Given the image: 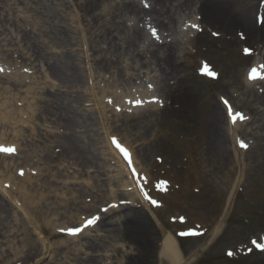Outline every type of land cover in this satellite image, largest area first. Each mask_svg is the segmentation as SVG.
Wrapping results in <instances>:
<instances>
[{"label": "rangeland", "instance_id": "obj_1", "mask_svg": "<svg viewBox=\"0 0 264 264\" xmlns=\"http://www.w3.org/2000/svg\"><path fill=\"white\" fill-rule=\"evenodd\" d=\"M65 1L64 7L62 0H51V2L49 0L52 6L56 8V16L53 18L56 22L54 24L56 32L61 39V46L58 49L56 46L53 47L51 42L46 41V30L50 22L43 15H38L33 11L36 2L32 0H0V24L4 26L0 37L3 39L2 37L5 38L7 35L2 34L3 32L9 34L8 41L6 39V41H0L2 47L0 48V63L11 68L8 69L11 73L6 76L0 74V104L8 99L11 105L15 104L16 108H23L26 111L23 116L18 112L16 117L19 119L22 117V119L29 121L28 125L17 123L19 127H22V135L13 129V126H15L13 125L14 120H11L13 122L11 126L7 121L0 122V137L18 140V142H15L5 139L3 143L12 145L14 151L11 153L0 152V214L4 216L3 221L0 222V264H126V262L128 264H159L158 246L163 239V230L178 235V233L183 234L187 228L202 230L200 236L187 238L181 235L179 238L184 255L187 258L194 256L196 253L198 254V258L191 264H264V248L256 246V244H264V163L263 169L259 170L257 167L258 152L252 150L249 154L246 148H242L239 143L240 140H243L247 145L250 142L253 144L264 135V76L256 79L251 84L246 83L249 69L253 64L249 62L242 64L238 61L239 56L243 55L241 46L250 45L255 47V45L251 44L248 39H227L215 37L210 33L198 35L196 36L198 42L197 40L194 41L189 36L193 33L183 31L182 27H186L189 22L200 24V28H203V26L199 22L198 15L192 12L189 13V10L188 12L183 11L181 16L177 17L180 23L178 29H172L173 32H169L167 39H164L168 42L172 40L170 44H174L178 48L177 51L181 59L177 54L176 59L174 58L172 61L174 63L177 60L179 61L177 65L178 67L181 65L183 69V72H181L183 78L178 83L177 79L170 76L167 81L163 80L159 83L153 76L155 73L159 75V72H156L157 69L154 67L152 60L150 61L153 64L151 63L150 67L147 66L149 72H152L150 75L144 73L147 68L138 70L139 66L136 67V70L135 68L131 69L128 75H125L122 71L128 67V62L134 61V54L139 53L140 49L142 55L152 57L156 41L159 39L152 35L150 26L157 29L159 38L161 36L160 32L164 30L158 23L153 21L151 16H147L145 21H140V16L130 13V9L123 10L126 1H131L134 4L143 5L141 7L146 9V12L141 14L142 16L149 15L151 9L149 0H103L95 6L96 13L101 17L100 22L110 16L113 17L116 24L119 23L118 33L120 38L116 39V46H114V42L112 44L109 42L102 43L104 39L100 30H97L98 26L93 24L95 22L91 16L92 13L88 14V11L86 12L82 7L85 0ZM102 7L106 8L107 16L105 14L99 15ZM253 15L256 21V15L254 13ZM5 17H13L12 22L25 24L24 29L33 35L35 33L40 34V38L37 34L36 38L39 40L38 42H41L42 49L47 51V54L60 51L63 47L71 50V53L75 49L74 53L77 54V61L81 66L79 69H81L83 75V82L74 83L71 87L62 85L58 89L59 81L51 78L45 67L42 68L45 63H41V66L37 65L36 67L35 64L40 61L33 60L30 54L26 53L28 48L25 50L24 41L21 42L17 35L11 36L12 34L8 30L11 26L5 22ZM26 20L27 23H25ZM33 22L37 23L36 27H33ZM13 25L15 24L13 23ZM135 30L140 34L138 40L137 38L135 40L131 39V34L135 33ZM164 33L167 36V31ZM16 34H18V31ZM66 39L68 42H66ZM95 41H97L96 48L99 51L96 50L94 53L92 49H89V46L95 44ZM123 43L124 47L120 48ZM9 48L16 50L12 56L6 53ZM137 48L138 51L135 50ZM256 53H259L256 54L258 57L257 65L259 64L264 69V50L263 52L256 51ZM121 55L124 58L120 61V64H115L118 68L106 66L107 62L105 60H116ZM201 61H207L218 72L217 79H208L198 73ZM25 69L28 71H25ZM76 69H78V66H76ZM136 74H139V76ZM20 75L21 78H24L21 84L13 79V77ZM168 83L172 87L170 91L168 90ZM45 84L48 86L46 94L53 93L50 89L55 86L54 89L61 93L63 98L68 97L70 91H72L70 93L79 97L86 96L87 101L80 100V102L83 101L82 104L74 102L71 104L72 111L79 114L78 127L71 129V131L80 136L84 153L79 150L78 153H75V156L67 150L64 153L62 147L51 146L49 140L46 139V130L66 133L67 128L62 130L61 127L58 128L53 123V120H44V116L43 118L40 116L42 106L40 100L42 96H45L43 88ZM149 85H152V87H149ZM8 87L12 90L6 94L3 93L4 90H10ZM30 87H34V90L29 93ZM16 93L21 98L17 102L14 101V94ZM187 94L188 109L190 111L188 114L190 119L187 118V121L189 122L205 120L206 112L211 105L220 106L229 115L226 109H223L222 97L229 101L234 110H241L245 114L244 118H249L252 121L249 125L245 124L244 120L238 122L237 127L242 128L246 134L249 133L248 135L243 134L244 136H242L235 132L228 135L226 145H228V139L232 144L235 141L237 152L233 151L232 153L230 148L229 153L233 155L229 159L231 161L233 159V161L223 170L219 169L218 166L217 170H213V164L209 158L198 152L200 145L203 143L201 138H197V133L194 130L196 127L191 126L189 128L185 124L179 123L175 125L178 129L190 130L183 133L185 135L183 144L187 150L178 153V155L169 154L168 162L165 161L166 149L161 147V141H156V137L166 138L168 134L173 133L172 120L169 119L172 103L175 97H185ZM153 97L158 98L162 103L158 102L157 106H154L153 102H147ZM137 100L144 103L139 106L130 103V101ZM140 110L144 116L142 119L133 116ZM3 111L0 110V116ZM44 114L46 113H42V115ZM127 116H132L129 121ZM37 117H39L38 120ZM88 120L93 123L94 127L90 126L88 129ZM168 122L171 125L170 127L166 125ZM33 126L38 127V133L35 132L32 135L33 137H29L28 135H31ZM234 127H236V124ZM91 128L93 129L90 131ZM100 129V135L106 142L107 149L108 142L107 137L104 136L105 131H109V135L119 136L122 140L125 139L134 143L140 157L147 161L144 160L146 162L144 167L147 171L160 182H166L163 190L164 197L159 200L160 203L165 205L163 211L159 210L161 208L157 206L146 207L139 198L132 202L133 205L131 206H134L136 210L146 211L149 219L148 225L144 229L147 233L149 231L148 244L146 246L142 245V247L139 246V255L136 254L138 251L135 250V247L139 245L140 241L129 233L127 228L125 229L128 223L124 225H121V223L110 224L108 219L100 224L99 230L88 231L79 240L68 243L71 247L81 243L87 245L91 238L99 235L102 238L98 241L100 245L97 247H93V249L83 248L80 253H75L74 251L69 252L65 248L66 246L61 248L57 245V243H61V239L69 240L74 236L69 234L66 230L67 227L81 226L82 222L78 218L83 211V208H80L81 204L90 206L99 201L98 207L100 209L98 212L100 213L102 206L109 207V201L112 202L111 197L101 202L103 195L111 192L109 186H105L102 191L92 189L91 181L96 184L100 181H96L95 172L86 164L87 161H84V156L92 157L93 153L87 145L89 147L90 144L93 146L94 144L98 145L95 133L98 130L100 132ZM79 130L82 133H79ZM85 139L88 141L87 149H85ZM152 141L154 144L157 143L158 146H151ZM46 144L50 145V152L57 157L50 164L42 159ZM35 148L39 150L37 157H34L33 160L25 157L31 155ZM106 148L104 147L105 150ZM234 155L241 158V164L234 161ZM189 156H194V161L190 158L191 163L188 160ZM10 157H13V159ZM157 157H160V159H157ZM183 158L186 159L183 160ZM14 160H16V164L12 162ZM192 162L196 163L198 167L197 163H202L199 167L200 170H204L205 174H208L209 179L213 180L218 191L220 190L219 192L223 191L225 193V186L228 187L227 191L235 192L231 211L225 220L222 217L223 200L208 203L201 200L205 196V190L200 192L202 186H198L199 184H195L193 181L194 174L189 168L193 167ZM171 164H178V167H172ZM115 167V165L112 166V168ZM170 170H186L187 176L192 181L190 190L181 192L180 195H183L181 199L177 198L174 193V186L180 191L183 190L178 186L181 183L173 179L174 173L172 174ZM58 172L63 174V178L59 180L54 176ZM210 174H212L211 177ZM66 175L71 178L68 179ZM125 175L130 181V175L126 172ZM106 177L105 174L102 176V178ZM61 180H66V183H62ZM22 184L29 185L26 193L20 190ZM51 185H58L59 190L51 188ZM66 186L71 190H67ZM32 189L33 191H31ZM35 189L40 190L39 194L43 191V195H38V197L46 195L44 196V207L47 209L41 212L35 208L36 211L40 212L39 223L33 220L34 215L31 216L29 213V207L25 201V198L30 197L29 191L35 192ZM73 190V195H70V193L67 195L69 191ZM132 190L134 191V189ZM80 191L84 193V196L89 194L88 197L79 198ZM199 194L200 197L197 196ZM68 196H73L71 199L74 202L73 208L57 217L55 211L58 210V213L64 212V209H59V206L55 205V201H65L67 198L69 199ZM117 201L122 203L121 207L129 206V200L123 195ZM177 201H182L184 205L179 211L181 218L174 211V205ZM170 206L172 207L170 208ZM98 212L90 211L87 214H82L81 220H85ZM70 213H74L78 218L76 222L61 225L63 221H69L67 216ZM106 213L107 211L103 214ZM7 216L10 217V221H8ZM56 218L57 220H55ZM101 220L99 219V222ZM60 225L66 227L61 228ZM24 228L28 231H24ZM40 228L44 229L47 247L43 245L42 236L40 237L38 231H36ZM109 230H115V234L110 233ZM14 231H17V233ZM103 235L105 236L103 237ZM252 240H256V244H253ZM33 243L36 244L35 247H30L17 257L16 251L21 250L23 244L31 245ZM91 245L93 246V244ZM230 252L231 255H229ZM130 256H134V258Z\"/></svg>", "mask_w": 264, "mask_h": 264}, {"label": "bare ground", "instance_id": "obj_2", "mask_svg": "<svg viewBox=\"0 0 264 264\" xmlns=\"http://www.w3.org/2000/svg\"><path fill=\"white\" fill-rule=\"evenodd\" d=\"M32 1L36 2V6H34L33 11L36 12V14L38 15H43L50 22L46 30V35H45L46 41L51 42L53 47L56 46V48L59 49V47L61 46V42H60L61 39L59 38V35L56 32V28L54 25L56 22L53 18L56 16V12H55L56 8L52 6V4L50 3L51 0L50 2L49 0H32ZM100 1H103V0H85L82 7L84 8L86 12L88 11V14L92 13L91 16L93 17L94 22H95L93 24L94 26L97 25L98 26L97 30H100V32L102 33L101 36H103V39H104L103 40L104 42L102 43L109 42L112 44V42H114V46H116V43H117L116 39L120 38L119 37L120 35L118 33L120 25L119 23L116 24L113 17H110V16H108V18H105L102 20V22H100L101 17L98 16V14L96 13V9H94L95 6H97ZM149 1L152 4L149 15L142 16L141 14L145 13L146 9L141 7V5L134 4L131 1H126L125 9L123 6V10L130 9L129 11L130 13L140 16L139 18L140 21H145L147 16H151L153 21L155 23H158L164 29L163 32L162 31L160 32L161 35H163V37L166 36L164 33L165 31H167V36H168L169 32H173L172 29L178 28L177 27V23H178L177 17H180L183 11L188 12L189 10V13L192 12L193 14H196L199 16L201 22L204 25L202 32H209L211 34L218 33L217 36H223L225 38H230V39H237V37H243V38H246V40L248 39L251 43H253L257 50L261 49L262 52L264 50V21L261 24H259V22L255 21L253 17L254 12H257V11L261 13L264 12V0H149ZM65 2H66L65 0H62V4H64V7H65ZM100 11H101V14H99L100 16L104 14L106 16L108 15L105 7H102ZM12 18L13 17L11 18L5 17V22H7L9 26H11L10 27L11 29L10 28L8 29L10 33L12 34L11 36L17 35V38L20 39L21 42L24 41V44L26 46L25 50L28 48L26 53L27 54L29 53L30 56L33 58V60L36 59L37 61H40L38 64H35L36 67L37 65H40L41 63L42 64L45 63V65H42V68L45 67V70L47 71V73L50 74L51 78L55 79L56 81L57 80L59 81L58 89H60L59 86H62V85L71 87L74 83L79 84L83 82V75H82L81 69H79V67L81 66H79V63L77 61V57H76L77 54L74 53L75 49L71 53V50L64 49V47L62 46L63 49L61 48L60 51H55L53 53L50 52V54H47V51H43L41 42H38L39 40L36 38L37 33H35V35L31 34L29 31L24 29L23 26H25V24L22 25V23H18L16 21L12 22ZM13 23L16 26L13 25ZM25 23H27V20L25 21ZM36 26H37V23L33 22V27H36ZM3 27H4L3 24H0V33L2 30H4L2 29ZM189 30H191L190 32H193L194 28L191 26ZM17 31H18V34H16ZM2 34H7V35L5 36V38L2 37L3 39H1L0 37V41H6V40L8 41L9 34L5 32H3ZM37 35H39V38H40V34H37ZM139 36H140L139 32L137 31L135 33L133 32V34H131V37H132L131 39L135 40L137 38L138 40ZM197 38L194 39V41L197 40L198 42ZM66 42H68L67 39H66ZM170 43H172V40L171 42L164 41V43L157 42L155 44V48L153 49L151 58L145 55H142V52L140 49L139 53L134 54L135 55L134 61L128 62L127 63L128 67L122 70L123 73L125 75H128V72L131 71V69L135 68L136 70V67L139 66L138 70L147 68V71L146 72L144 71V73H147L148 75H150L152 74V72H149V69L147 66L150 67V64L153 62L154 64L153 63L152 64L157 69L156 72H159V75L155 73V75L153 76L159 81V83L160 81H163V80L167 81L170 76L177 79L178 83H180V79L183 78V75H181V72H183V69L181 65H179L178 67L177 65L179 64L178 60L176 61V63L172 61V59L174 58L176 59V55L178 54V51H177L178 48L175 47L174 44H170ZM96 46H97V41H95V44L93 43L92 46H89V49H92L93 52L95 53L96 50L99 51V49H97ZM122 47H124V43L120 45V48ZM0 48L2 47L0 46ZM10 48L9 50H11L12 52L8 50L6 51V53L7 55L12 56L13 52H16V50L14 48L13 49H10ZM135 50L138 51V48ZM178 57L179 59H181L179 54H178ZM254 57H255V60H254ZM123 58L124 57H122L121 55L116 60L115 59H112V61L105 60L107 62L106 66H108L109 68H112V67L118 68L115 64L117 63L120 64V61ZM150 60H152V62ZM253 60L254 62L256 61V54L254 53L253 55L251 54L249 56H245V55L239 56L238 61H240L243 64L246 62L250 63ZM76 66H78V69H76ZM136 75L139 76V74H136ZM13 79H16L17 80L16 82H19V84H21V82L24 80V78H21V77H18V78L13 77ZM246 80H247L246 83L248 84L255 82L251 80L249 77ZM168 85H169L168 90L169 91L172 90L170 83H168ZM47 87L48 86L46 84L43 86L45 90V92L43 91L45 96H42L40 100L42 104L41 110H40V116L42 118L44 116V120H48V119L53 120V123H55L58 128L61 127L62 130H64V128H67V132L60 133L56 131L46 130V134H45L46 139L49 140V142L51 143V146L56 145V147H59V146L62 147L64 153L66 152V150L69 151L71 155L73 154V156H75L76 155L75 153H78L79 151L84 153L85 152L84 146L80 141V136L72 133L71 131V129L78 127V118H79V114L72 111L71 104L72 102L82 104L83 101L85 100L87 101L86 96L79 97L76 94L70 93L72 92L70 91L68 94V97L63 98L62 94L59 93L56 89H54L55 86H53L52 89H50V91H52L53 93L46 94ZM8 89H10V87H8ZM11 90L12 89L8 91L4 90L3 93L6 94L10 92ZM32 90H34V87H30L28 92L29 93L33 92ZM17 95L18 93L14 94L15 102H17L18 100H21V98L18 97ZM186 96L185 97L184 96L175 97L172 103L173 106H171V112H170L169 119L172 120L171 124H172V128L174 129L173 133L168 134L166 138L156 137V141L160 140L161 147L166 149L167 156H166L165 161L168 162L169 154L178 155V153H182L183 151L187 150L186 146L183 144V141L185 138L184 137L185 135L183 133H187L190 130L184 131L185 130L184 128L178 129V127H176L175 125L179 123L182 125L185 124L189 128L191 126H193V128L196 127L194 130L196 131L195 133H197V136H198L197 138H201L202 143H203L200 145L198 152H200L202 155H206L209 158V160L213 164V170H217L218 168L222 170L225 169L226 166L229 165L233 161V159L232 161L229 159V157L232 158V155H233L229 153L230 148H231L232 153L233 151H236L235 141L232 144L231 141L228 139V145H226L227 138L229 137L228 135L229 134L231 135V133L233 132L241 134L242 136H244L243 134L248 135L249 133L246 134L242 128L239 129L237 127L238 123H233L231 120L229 122L227 114L225 113V111L222 110L220 106L217 107V106L211 105L206 112L205 120H202V121L199 120L198 122H196L197 120H194V121L190 120L191 122L187 121V118H189L188 114L190 113V111L188 109V94ZM81 99H83L82 102H80ZM0 110L1 111L4 110L1 113L0 122L7 121L9 123V126H11V124L13 123L11 122V120H14L15 122L13 123V125L15 126H13V129L18 134L22 135L23 133L22 127L21 126L19 127L17 123L20 125L21 124L28 125L29 121L22 119V117L20 119L17 118L16 114L20 112L21 113L20 115L23 116V114H25L26 111L23 108H16L15 104L11 105V102L8 99L4 100L0 104ZM42 113H46V114L42 115ZM133 116L137 117L138 119L144 118L143 112L141 110L138 111ZM131 117L127 116V120L129 121V118ZM38 119L39 117H37V120ZM251 122L252 121L249 118L244 119V123L247 125H249ZM235 124H236V127H234ZM166 125L168 127L171 126L169 122L166 123ZM90 126L94 127L93 123L90 120H88V129L90 128ZM92 129L93 128H91L90 131ZM35 132L38 133V127L33 126L32 133L31 135L29 134L28 136L33 137L32 135ZM79 133H82V131L79 130ZM100 133H101V129H100V132L98 130V132L95 133L97 137L91 136V137H95L96 140H98L97 142L98 145L94 144L93 146L92 144H90V147H89V145H87L88 141L85 139L86 140L85 149H87V147L90 148L93 155H91L92 157H87V155L84 156V161L85 162L87 161L86 164H88L89 167L93 169L92 171L95 172L97 176L96 181H100L98 184L91 181L90 184L92 186V189H97V190L102 191L103 188H105V186L107 187L109 186L111 188V192L109 194L103 195V198H101L102 199L101 202L111 197L112 202L109 201V204L114 203L113 205L117 204L118 207L115 209L114 207L110 206L106 214H103V213L100 214V216H102L101 218L102 220L98 222L93 228L87 229L83 231V233H81L80 235L78 236L75 235L74 237L69 238V240L61 239L62 240L61 243H57V245L58 247H61V248L66 246L65 248L68 249L69 252L74 251L75 253H80V251L83 248L93 249V247H97L98 245H100L98 241H100L102 238V236H99V235H96L93 238H91L88 241V243L86 242L87 245L84 243H81L79 245H75L74 247H71L68 243L70 241L75 242L79 240L88 231L99 230L100 224H102L104 220L108 219L110 221V224L121 223V225L122 224L124 225L125 223H128V225L125 226V229L127 228L128 232L133 234V236H135L137 240L139 239L138 241H140L139 245L135 247V250L138 251L136 254L139 255V250H140L139 248L142 247V245L146 246L148 244L147 241L149 239V235H148L149 231L147 233L144 231V229L146 228L145 226L148 225L147 222L149 221V219L146 215V211L136 210L134 206H131L133 205L132 201H134L136 198H140L144 202L146 207L151 208L152 206L150 202L145 200L144 196L142 195V192L138 186V182L140 180L143 182L146 189L149 191L151 197H153L154 200L156 201L155 205L157 207H160L161 209L159 210L161 211H163V209L165 208V205H163L162 203L160 204L158 200H160L161 197H164L163 196L164 186L160 187L159 185L161 182L158 179H156L153 176V174L149 173L147 169L144 167L147 161L140 157L138 151H136V147L134 143L128 140L126 141L125 139L121 141L119 140L120 142L115 140L116 142L114 143L113 141L110 140L111 137H109L110 136L109 131H105L104 136L109 137L107 138L108 140L107 141L108 149H107L105 146L106 142H104L103 138L101 137L102 135H100ZM3 135L6 136L5 134ZM177 138H180L182 140L177 139ZM5 139H7L8 141L18 142V140L14 138H9V137L7 138L0 137V142L2 143L5 142ZM117 143H119L120 145H122L124 148L127 149L129 153L128 159L131 160L130 165L137 172L138 174L137 178H135L134 176H131L130 174L131 171H129L130 170L129 167L125 164V161L123 160L122 156L120 155L117 149V146H116ZM150 145L153 147L158 146V144L157 143L154 144L153 141L150 143ZM49 146L50 145H47V144L45 145V150H44L45 154L42 158L45 160L47 164L54 162V159L57 158L50 152L51 147ZM104 147L106 148V150L104 149ZM246 150L248 151L249 154L251 153L252 150L258 152L257 167L259 168V170L263 169L264 135L262 138L257 139V141H255L253 144L250 142L247 145ZM38 152L39 150L35 148L33 153H31V155L25 156V157H27L29 160H33L34 157H37L36 155H38ZM10 158L13 159V157H10ZM188 158H189L188 160L192 158V160L194 161V156H189ZM234 158H235L234 161H236V163H239V164L242 163V160L239 156L234 155ZM184 159L186 158H183V160ZM12 162L15 163L16 160ZM189 163H191V160L189 161ZM197 164L199 165V167H201L202 165L201 162ZM113 165H115L116 167L112 168ZM174 166L178 167V164L172 165V167ZM192 166L193 167H189V168L195 176V177L194 176L192 177L194 178L193 181L195 182V184H199L198 186L200 185L202 186V189L200 190V192H203V190H205V196H203L201 200L206 203L212 202V201L223 200L222 203L224 204V209H223L222 217L225 220L231 211V206L235 198V192L227 191V188H228L227 186H225V190H224L225 193L223 191L219 192L220 190L218 191L217 186L214 185V181L209 179L208 174H205L204 170H200V168L196 165V163H193ZM127 171L130 174V181L127 179L125 175V172L128 173ZM170 171L172 172V174L174 173L173 179L176 182L181 183V184H178V186H180L183 189L182 191L178 190L174 186V191H175L174 193L176 194L177 198L181 199V197H183V195H180L181 192L189 191L191 188L190 185L192 181L187 176L186 170L184 171L175 170L176 172L174 170H170ZM104 174L107 176L106 178H102ZM212 174H210V177L212 176ZM54 176L57 178V180L63 178V174L61 172H58ZM66 177L68 179L71 178L69 177V175H66ZM61 182L66 183V180H61ZM28 187L29 185L22 184L20 190L26 193L28 191ZM51 188L59 190L58 185H51ZM66 188L67 190L70 189L67 186ZM132 189H134V191ZM31 191H33V189ZM39 192L40 190L38 189H35V192L29 191L30 197L28 199L25 198L26 204L29 207V213L31 214V216L34 215L33 220L36 221V223L37 222L39 223L38 219L40 218L39 217L40 212L36 211L35 208L39 209L41 212H44L45 209H47L44 207L45 205L44 196L46 195L42 197H38V195H43V191H41L42 193L40 194ZM73 192L74 190L69 191L67 195H69V193L70 195H73L72 194ZM79 193H80L79 198L84 196V193H82L81 191ZM169 193L171 195V190ZM88 195L84 196V198H87ZM122 195L125 196L129 200L130 202L129 206L121 207V203L117 201L119 200V197ZM197 196L200 197V194ZM68 197L69 199L67 198V200L65 201L64 200L55 201V205H58L59 209L60 208L64 209V212L62 211L58 213V210L55 211V214L57 217L58 215L69 212V209L73 208L74 202L71 201L73 196H68ZM183 202L185 201L183 200ZM183 202L177 201L176 204L174 205L175 206L174 211H176V215H179V211L184 206ZM81 205L82 206H80V208H83V211L78 217L81 222L85 221V220L83 221L81 220L82 214H87L90 211L91 212L99 211L100 209L98 207L99 201L98 203L94 204L95 206L94 205L85 206V204H81ZM171 207L172 206H170V208ZM7 217H8L7 218L8 221H10L11 220L10 217L9 216ZM67 218L69 219L70 222L63 221V224L61 225H65L66 223H75L76 220L78 219L76 218L74 213L68 214ZM3 219H4V216L0 214V222H2ZM55 220H57V218ZM61 225H60L61 228L66 227V226H61ZM160 225L162 226L161 223ZM24 229H25L24 231H28L26 228ZM36 231H38L40 237L42 236L43 245L47 247L45 243L44 229L40 228L39 230H36ZM114 231L109 230L110 233L115 234ZM163 231H164L163 239H162V242L158 246L159 264H191L192 262L196 260V258H198L197 253L194 256L187 258L184 255L183 248L181 247L180 240L177 237V235L165 229ZM15 233H17V231ZM52 234H55V233H52ZM27 235H30V234H27ZM104 236L105 235H103V237ZM91 244H93V246ZM34 245L36 244L35 243L31 245L23 244L20 248L21 250L16 251L17 257L18 255H22L30 247H35ZM130 257L134 258V256H130ZM126 264L128 263L126 262Z\"/></svg>", "mask_w": 264, "mask_h": 264}, {"label": "snow or ice", "instance_id": "obj_3", "mask_svg": "<svg viewBox=\"0 0 264 264\" xmlns=\"http://www.w3.org/2000/svg\"><path fill=\"white\" fill-rule=\"evenodd\" d=\"M145 6L147 7V4L145 3ZM193 28H199V25H191ZM150 30H151V32H152V35L154 36V37H156L157 39H159V37H158V34H157V29H155V28H151V26H150ZM216 35H218V33H216ZM249 51V49H245V52H248ZM203 70L206 72V74H208V75H210V76H215L216 75V73L215 72H213L209 67H208V64L207 63H205V65H204V67H203ZM0 71H3V69L2 68H0ZM25 71H28L27 69H25ZM149 87H152V85H149ZM111 102V101H110ZM150 102H159V103H162L161 101H159L158 100V98H156V97H153L152 98V101H150ZM130 103H135L137 106H139V105H141L142 103H144L143 101H140V100H137V101H130ZM225 104H227V101L225 100ZM236 115H239V114H236ZM242 118V117H241ZM113 142L115 143L116 141H115V138H113ZM239 143H240V146L242 147V148H247V144L243 141V140H240L239 141ZM117 147H120V145L119 144H117ZM0 150H2V151H4V152H13L14 151V148H12V147H2V146H0ZM123 152H124V156H125V158H129V153H128V151H127V149H121ZM157 159H160V157H157ZM129 164H131V160L129 159ZM133 171H135V169H133ZM21 174H23L22 172H21ZM164 183H166V182H164V181H162L161 183H160V187H163L164 186ZM145 195L147 196V193H145ZM152 203L153 204H155L156 203V201L155 200H152ZM112 207H116V205H112ZM104 211H107V209H104ZM98 219V217H95V216H93L92 218H90V219H88L87 221H86V225H91V224H94L95 223V221ZM67 231L70 233V234H76V233H78V232H80L81 231V228H79V227H70V228H68L67 229ZM252 243L253 244H256V240H252ZM256 246L257 247H259V248H264V244H256ZM232 253L230 252L229 253V255H231Z\"/></svg>", "mask_w": 264, "mask_h": 264}]
</instances>
